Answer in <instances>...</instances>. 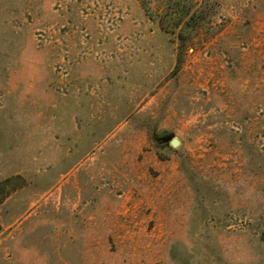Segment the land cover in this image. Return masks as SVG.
<instances>
[{
  "label": "rangeland",
  "instance_id": "1",
  "mask_svg": "<svg viewBox=\"0 0 264 264\" xmlns=\"http://www.w3.org/2000/svg\"><path fill=\"white\" fill-rule=\"evenodd\" d=\"M0 264H264V0H0Z\"/></svg>",
  "mask_w": 264,
  "mask_h": 264
},
{
  "label": "water",
  "instance_id": "2",
  "mask_svg": "<svg viewBox=\"0 0 264 264\" xmlns=\"http://www.w3.org/2000/svg\"><path fill=\"white\" fill-rule=\"evenodd\" d=\"M178 143H179V141H178L177 138H172V139H170V144H171L172 146H175V145H177Z\"/></svg>",
  "mask_w": 264,
  "mask_h": 264
}]
</instances>
